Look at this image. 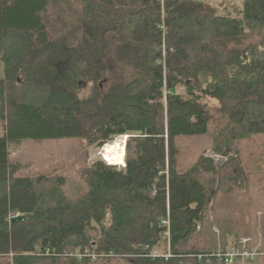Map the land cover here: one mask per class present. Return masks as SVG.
Returning a JSON list of instances; mask_svg holds the SVG:
<instances>
[{
    "label": "trees",
    "instance_id": "1",
    "mask_svg": "<svg viewBox=\"0 0 264 264\" xmlns=\"http://www.w3.org/2000/svg\"><path fill=\"white\" fill-rule=\"evenodd\" d=\"M211 109L225 161L180 166L177 137L206 134ZM0 123V264H225L231 244L255 248L235 170L264 136V0L239 17L205 0H0ZM123 135L124 163L29 178L9 160L65 138L103 157Z\"/></svg>",
    "mask_w": 264,
    "mask_h": 264
},
{
    "label": "rangeland",
    "instance_id": "2",
    "mask_svg": "<svg viewBox=\"0 0 264 264\" xmlns=\"http://www.w3.org/2000/svg\"><path fill=\"white\" fill-rule=\"evenodd\" d=\"M213 6L219 15L229 17H239L242 10L243 0H205ZM208 106L216 108L217 102L208 101ZM213 116L216 118L207 130V133L201 136H179L176 139L178 150L179 165L186 167L194 163L200 156L213 159L217 164L223 160L220 156L211 151V139L217 126L218 119L214 110ZM3 134V128L0 123V138ZM128 135L114 138L112 141L124 140V145ZM121 138V139H120ZM111 141L108 143L110 144ZM107 144V145H108ZM102 146H86L79 138H65L59 140H24L20 146L11 153L9 160L19 167L17 175L20 177L36 178L45 174H64L72 169H77L85 164L95 161H101ZM245 155V156H244ZM243 155L242 173L235 170L237 179H247V190L245 191L246 203L248 205L245 214L244 223L250 232L249 238L240 239L241 245L250 242L254 245L253 250L239 249L232 244L225 251H231L237 254L233 264H255L258 257V250H262L261 258L264 257V136H256L255 143L248 148V153ZM107 164L106 162H104ZM120 163H124L120 162ZM108 165V164H107ZM122 169V166H115ZM242 177V178H241ZM244 179V180H246ZM219 251V250H218ZM224 252V253H225ZM87 253H89L87 251ZM92 257L94 254L89 253ZM220 253V251L218 252ZM80 257L79 254H76Z\"/></svg>",
    "mask_w": 264,
    "mask_h": 264
},
{
    "label": "bare ground",
    "instance_id": "3",
    "mask_svg": "<svg viewBox=\"0 0 264 264\" xmlns=\"http://www.w3.org/2000/svg\"><path fill=\"white\" fill-rule=\"evenodd\" d=\"M121 139V138H120ZM105 162L120 163L124 160V140H114V143L109 146L107 152L102 157ZM125 166V165H124ZM123 166V167H124Z\"/></svg>",
    "mask_w": 264,
    "mask_h": 264
},
{
    "label": "built area",
    "instance_id": "4",
    "mask_svg": "<svg viewBox=\"0 0 264 264\" xmlns=\"http://www.w3.org/2000/svg\"><path fill=\"white\" fill-rule=\"evenodd\" d=\"M163 223L166 224V222ZM216 255L219 261H223L225 264H233L235 259L237 258V254L231 251H227L225 253H217Z\"/></svg>",
    "mask_w": 264,
    "mask_h": 264
},
{
    "label": "water",
    "instance_id": "5",
    "mask_svg": "<svg viewBox=\"0 0 264 264\" xmlns=\"http://www.w3.org/2000/svg\"><path fill=\"white\" fill-rule=\"evenodd\" d=\"M25 219V217L24 216H19V215H17V216H15V217H13L12 219H11V223H20V222H22L23 220Z\"/></svg>",
    "mask_w": 264,
    "mask_h": 264
},
{
    "label": "clouds",
    "instance_id": "6",
    "mask_svg": "<svg viewBox=\"0 0 264 264\" xmlns=\"http://www.w3.org/2000/svg\"><path fill=\"white\" fill-rule=\"evenodd\" d=\"M124 167H125V166H124ZM124 167H123V168H124Z\"/></svg>",
    "mask_w": 264,
    "mask_h": 264
}]
</instances>
